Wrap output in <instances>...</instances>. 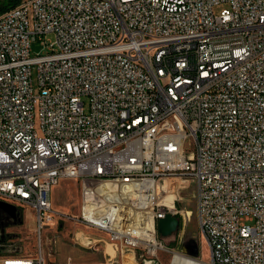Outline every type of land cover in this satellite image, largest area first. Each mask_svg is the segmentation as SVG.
<instances>
[{"label": "built area", "instance_id": "2783aa9c", "mask_svg": "<svg viewBox=\"0 0 264 264\" xmlns=\"http://www.w3.org/2000/svg\"><path fill=\"white\" fill-rule=\"evenodd\" d=\"M63 177L80 182L77 215L53 209ZM189 189L208 261L157 231L166 213L185 226ZM0 200L16 209L0 215V264H93L51 259L41 231L54 217L99 232L87 247L115 244L120 264L161 251L264 264V0H21L1 12ZM26 209L33 252L20 245Z\"/></svg>", "mask_w": 264, "mask_h": 264}, {"label": "rangeland", "instance_id": "374dc122", "mask_svg": "<svg viewBox=\"0 0 264 264\" xmlns=\"http://www.w3.org/2000/svg\"><path fill=\"white\" fill-rule=\"evenodd\" d=\"M21 1V0H20ZM224 4L215 6L213 12L217 14ZM54 40L52 33H47L43 40L34 39L30 42V53H45L48 50L49 42ZM46 42V43H45ZM48 43V44H47ZM34 91H36V77L32 75ZM87 105V98L83 97ZM184 205L188 212V221L185 226L178 227L170 236L164 237V243L173 251L188 253V249L195 248L197 257L202 261L209 260V248L203 235L201 234L196 220L195 200L191 190L184 192ZM51 199L54 211L67 215H77L81 204V185L76 178H60L58 182L52 186ZM0 215L6 219V215L0 210ZM80 229L93 237H101L99 232H94L90 229L74 226L67 219H58L54 217V221L45 226L41 231L42 248L53 250L52 260H65L70 257L74 262H103L102 255L99 251H89L85 247L79 245L80 239L75 233ZM22 236L20 242L23 251L33 252L36 243L35 218L31 210L26 209L23 214V224L19 228ZM190 243V244H188ZM188 244V248L187 247ZM47 255V252H45ZM192 256V255H190ZM160 264H170L172 254L161 251L158 254Z\"/></svg>", "mask_w": 264, "mask_h": 264}, {"label": "water", "instance_id": "95a60500", "mask_svg": "<svg viewBox=\"0 0 264 264\" xmlns=\"http://www.w3.org/2000/svg\"><path fill=\"white\" fill-rule=\"evenodd\" d=\"M0 209L10 215L12 218L16 217V209L12 204L0 200ZM20 221V219H18ZM178 228V219L176 216L166 213L163 217L157 220V231L162 237H167L176 231ZM190 244V243H188ZM187 244V247H188ZM190 248V247H188ZM188 253L192 256L197 255L195 248L188 249ZM142 264H160L157 259H145Z\"/></svg>", "mask_w": 264, "mask_h": 264}, {"label": "crops", "instance_id": "0c3cea01", "mask_svg": "<svg viewBox=\"0 0 264 264\" xmlns=\"http://www.w3.org/2000/svg\"><path fill=\"white\" fill-rule=\"evenodd\" d=\"M75 233L78 235V238L80 239V243L79 245L85 247V249L89 250V251H99L102 255L103 258V262L100 263H93V264H104L105 262H107L109 259L113 260L115 259V263L112 264H120V260L118 257V252H117V247L115 244L108 242V241H100L97 242V244L93 247V248H88L87 241H92V236L90 234H87L86 232H83L82 229L76 230ZM85 235L89 236L88 239H85Z\"/></svg>", "mask_w": 264, "mask_h": 264}, {"label": "bare ground", "instance_id": "6f19581e", "mask_svg": "<svg viewBox=\"0 0 264 264\" xmlns=\"http://www.w3.org/2000/svg\"><path fill=\"white\" fill-rule=\"evenodd\" d=\"M52 222L53 221L51 219V223ZM170 264H207V263H205V262H199V261L193 260L191 258H185V257H182L181 255H175V257L173 258V261H171Z\"/></svg>", "mask_w": 264, "mask_h": 264}, {"label": "trees", "instance_id": "16d2710c", "mask_svg": "<svg viewBox=\"0 0 264 264\" xmlns=\"http://www.w3.org/2000/svg\"><path fill=\"white\" fill-rule=\"evenodd\" d=\"M20 0H0V13L4 10L16 5ZM177 230V229H176ZM160 238L164 241V237L159 234Z\"/></svg>", "mask_w": 264, "mask_h": 264}, {"label": "flooded vegetation", "instance_id": "af4514ba", "mask_svg": "<svg viewBox=\"0 0 264 264\" xmlns=\"http://www.w3.org/2000/svg\"><path fill=\"white\" fill-rule=\"evenodd\" d=\"M170 236V235H169Z\"/></svg>", "mask_w": 264, "mask_h": 264}]
</instances>
